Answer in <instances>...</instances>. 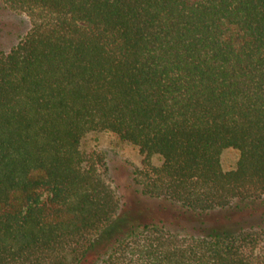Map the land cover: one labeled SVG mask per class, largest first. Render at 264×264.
Instances as JSON below:
<instances>
[{
    "label": "trees",
    "instance_id": "trees-1",
    "mask_svg": "<svg viewBox=\"0 0 264 264\" xmlns=\"http://www.w3.org/2000/svg\"><path fill=\"white\" fill-rule=\"evenodd\" d=\"M1 3L30 25L0 50V264H264V0ZM92 133L138 150L136 204Z\"/></svg>",
    "mask_w": 264,
    "mask_h": 264
},
{
    "label": "rangeland",
    "instance_id": "rangeland-1",
    "mask_svg": "<svg viewBox=\"0 0 264 264\" xmlns=\"http://www.w3.org/2000/svg\"><path fill=\"white\" fill-rule=\"evenodd\" d=\"M29 25V19L25 15L6 9L0 0V50H8L17 43L26 33ZM82 146L85 150L99 149L106 154L108 163L106 180L122 202H135L138 194L132 182V170L141 163L138 150L131 144L119 141L110 133H92L85 138ZM237 156L235 150H225L222 154L223 167L225 169L232 167ZM258 217L255 216L250 221L257 222L260 220Z\"/></svg>",
    "mask_w": 264,
    "mask_h": 264
}]
</instances>
